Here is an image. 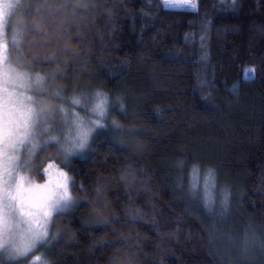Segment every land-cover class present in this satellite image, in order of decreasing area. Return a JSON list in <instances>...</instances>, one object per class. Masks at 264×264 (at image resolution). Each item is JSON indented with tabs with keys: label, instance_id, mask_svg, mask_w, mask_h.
<instances>
[{
	"label": "trees",
	"instance_id": "obj_1",
	"mask_svg": "<svg viewBox=\"0 0 264 264\" xmlns=\"http://www.w3.org/2000/svg\"><path fill=\"white\" fill-rule=\"evenodd\" d=\"M196 3L28 0L26 69L122 106L119 135L99 133L65 169L76 203L38 250L50 264H264V0ZM54 160L48 147L32 176ZM192 167L227 189L225 220L257 250L217 246L187 190Z\"/></svg>",
	"mask_w": 264,
	"mask_h": 264
},
{
	"label": "snow or ice",
	"instance_id": "obj_2",
	"mask_svg": "<svg viewBox=\"0 0 264 264\" xmlns=\"http://www.w3.org/2000/svg\"><path fill=\"white\" fill-rule=\"evenodd\" d=\"M164 3L165 7L197 8L196 0H182L179 5L169 0ZM18 7L17 0H0V63L7 62L9 46L17 47L18 38L24 35L18 32L11 41L5 35L9 17ZM43 80L36 77L38 83ZM96 101L92 115L105 117L109 107L107 98L97 93ZM85 103L83 97L72 99L77 113ZM55 111L65 117L62 129L50 110H37L33 95H25L8 79L4 80L0 89V257L7 256L8 264H22L29 256L31 264H48L42 254L35 253L47 243L54 217L74 203L70 192L75 182L64 169L70 168V161L91 147L96 129L106 126L99 119L86 121V112L84 117L77 115L69 123L67 108L59 106ZM44 116L48 117L47 123L42 119ZM50 145L59 146L64 161L49 162L43 169L45 182L37 183L28 175L33 158ZM210 181L211 176L204 180L206 206L213 203L214 185ZM191 190L193 195L199 194L198 176Z\"/></svg>",
	"mask_w": 264,
	"mask_h": 264
},
{
	"label": "rangeland",
	"instance_id": "obj_3",
	"mask_svg": "<svg viewBox=\"0 0 264 264\" xmlns=\"http://www.w3.org/2000/svg\"><path fill=\"white\" fill-rule=\"evenodd\" d=\"M17 2L19 4V7L13 10L12 15L9 17V23L6 28L5 35L9 41L12 40L13 36L16 33L22 31L25 21V13L27 9L26 6H28L27 5L28 0H17ZM169 2L171 4L179 5L182 3V0H169ZM172 8H180V7H172ZM18 40H19V44L17 47L13 48L11 47V45L9 46L7 62L0 63V89L3 88L4 80L8 79V82L11 85H14L15 88L18 89L20 92H23L25 95H29V94L33 95L36 101L37 110L38 111L40 109L50 110L52 112L53 117L56 119L58 128L61 129L63 128V121L65 117L57 113L55 110L59 106H63L64 108H67L69 110L70 113V115L68 116L69 123H71L77 115L84 117V113L86 112L87 116L84 117L86 121L91 122L95 119H99V122L101 124L106 125L103 128L96 129V131L93 133L92 140L99 133H107L114 136L115 134L119 135V127L116 126L118 124L114 117L116 111L118 112L119 110L122 109L121 100L119 98H116L115 100L112 101L104 92L97 89L85 90L80 93H71V94L62 93L61 90L57 88V86L54 84V82L51 79L47 81L45 77L39 72L32 73L26 69L27 66L21 55V38H18ZM37 76H41L44 78L42 83H38L36 81ZM97 93H100L102 94V97L107 98L109 107L105 117H94L92 115L93 109L95 107V103L97 102L96 101ZM74 97H83L87 101V103L82 105L79 113L75 111L76 106L72 105V99ZM42 119L45 121V123H47L48 120L47 116L42 117ZM48 147L53 148L55 150V153L59 159V162H56L54 160L56 163H61L64 161V156L59 154V146L50 145ZM89 151L90 148L77 158H82L86 156ZM34 159L35 157L33 158V161ZM46 165L44 167H46ZM31 168H32V164H31ZM43 169H42V173H43ZM31 172L28 173V175L32 180H34L37 183L45 182L46 177L44 175H43V179L39 180L33 177ZM197 176L199 177V194L193 195L191 190L192 183L197 178ZM209 176H211L210 183L214 185V192L211 193L213 198V203L210 206H206L204 202V180ZM186 182H187V190L189 192L191 199H194V201H196L194 202L195 204L199 203L201 214L205 218H207L210 222H212V225L216 229L215 233L218 234V235L216 234L217 236L216 238H218V243H219V245L217 246L218 247L221 246L222 248L220 249L224 250L226 246L228 250H231L230 252L233 256L238 250L240 252L246 253L251 251V249L257 250L259 248V247H255L256 245H258L259 241H257L253 235H248L247 232L244 231V229H242V227L236 226V222L235 223L231 222V224H229L230 222L225 220V216L227 214L226 212L228 206V199H229L228 191L224 186L217 185L214 179L213 172L210 169L208 168L200 169L198 167H192L190 169ZM70 194L72 196L74 203L71 206L65 208V210L72 207L76 203V200L72 195V192H70ZM50 229H51V225L49 227L48 239L51 235ZM35 254L36 255L42 254L43 257L47 260L48 264H50L47 256L42 251H37ZM0 264H8L7 256L0 257ZM22 264H31V256L23 260Z\"/></svg>",
	"mask_w": 264,
	"mask_h": 264
}]
</instances>
